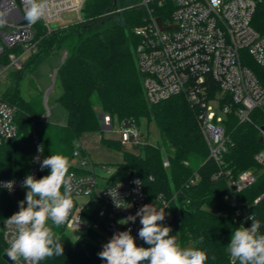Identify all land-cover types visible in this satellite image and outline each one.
<instances>
[{
    "label": "trees",
    "instance_id": "obj_1",
    "mask_svg": "<svg viewBox=\"0 0 264 264\" xmlns=\"http://www.w3.org/2000/svg\"><path fill=\"white\" fill-rule=\"evenodd\" d=\"M126 7L119 5L118 0H86L81 19L66 27L49 31L42 22L35 24L38 50L27 58L22 70L10 73V83L2 93L4 99L17 106L18 134L0 146V177H19L30 170L34 134L40 138L43 160L52 154H62L70 161L69 172L87 174L90 169L78 167L72 160L77 143L84 136L101 132L100 114H109L119 124L125 120L137 126L143 120L147 124L154 122L161 143H151L146 136L144 143L136 147L139 153L122 151V160L108 176V182L134 172L142 179L150 204L161 206V200L157 201L161 194L169 202L170 235L176 237L180 247L204 251L208 257L205 264H239L230 256L227 246L240 225L234 220V206L224 200L230 192L227 177H212L219 165L208 158L209 148L197 121L200 107L191 103L185 93L153 104L148 102L135 53L138 37L134 33V28L144 23L145 13L136 7ZM254 25L264 31V10L259 11ZM56 49L66 51L56 73L61 86L57 100L67 113L65 124L49 122L44 117L42 97L28 98L20 88L23 70H33ZM242 54L243 63L264 87V66L248 51ZM251 116L252 123H239L233 115L225 120L233 144L223 156V164L234 177L246 170L253 171L255 181L234 196L260 221L259 233L264 234V198L255 202L264 193V170L254 159L263 146L259 127L264 126V106L254 109ZM101 143L116 150L122 147L115 138L102 136ZM164 156L169 159L168 167L163 164ZM41 170L42 178L50 174V168ZM194 173L200 179L192 185L189 180ZM26 193V188L15 195L0 190V225L19 211V202L25 200ZM53 231L64 255L48 257L41 264L106 262L98 255L105 244L98 241V232L93 227L77 240L62 226L53 227ZM4 247L0 236V264H9L4 259ZM147 247L150 245L146 244Z\"/></svg>",
    "mask_w": 264,
    "mask_h": 264
},
{
    "label": "built area",
    "instance_id": "obj_2",
    "mask_svg": "<svg viewBox=\"0 0 264 264\" xmlns=\"http://www.w3.org/2000/svg\"><path fill=\"white\" fill-rule=\"evenodd\" d=\"M85 2L48 0V13L38 21L51 31L53 22L80 20ZM132 7L145 13L144 23L136 26L134 33L138 37L135 53L146 99L153 104L185 93L191 103L200 107L197 121L209 148L208 158L219 165L212 177H227L230 192L225 194L224 200L234 206V220L240 226L250 228L252 220L249 217L253 215L240 205L234 195L251 185L255 175L252 170H246L234 177L223 164V156L233 144L226 131L225 120L233 115L239 123H252L251 112L264 106V87L253 70L243 63L242 54L244 50L248 51L259 65L264 66V31L261 32L254 25L257 14L264 10V0H220L215 6L212 0H139L126 8ZM71 12L77 14L75 20L63 18L64 14ZM0 13L7 20L0 27L1 85L11 72L22 70L27 58L37 52L35 24L38 21L27 23L22 0H0ZM161 13L165 15L164 18ZM158 18L162 20L161 25ZM16 114L17 106L9 103L0 93V146L18 134ZM102 115V133L115 134V139L121 144L139 153L136 147L143 144L146 138L140 127L134 123L126 127L122 122L120 128L116 129L112 117L106 113ZM44 117L48 119V115ZM263 127H259L263 146L255 153L254 159L264 170ZM34 144L30 170L19 177H0L1 191L15 195L25 188L23 182L28 175L42 178L43 148L35 134ZM85 151L83 142L79 141L74 151V158L80 159L76 166L88 168L90 158ZM163 164L169 166L167 156H164ZM90 170L91 173L87 174L69 172L73 177L74 206L68 221L61 226L71 232L100 228L111 238L116 233L130 230L136 245L145 247L146 243L138 235L142 228L141 218L136 216L142 206L150 204L142 179L130 173L124 179L108 182L111 172L100 179L93 165ZM199 179L200 175L194 173L189 184L194 185ZM137 180L141 181L140 185L135 183ZM10 181H14L13 187H4ZM79 197H87V200L80 203L77 200ZM263 198L264 193L255 202ZM160 200L161 206L166 202L168 208L165 209V219L158 223L170 227L172 212L169 202L162 194ZM11 216L0 225L4 254L16 232L14 226L7 223Z\"/></svg>",
    "mask_w": 264,
    "mask_h": 264
},
{
    "label": "clouds",
    "instance_id": "obj_3",
    "mask_svg": "<svg viewBox=\"0 0 264 264\" xmlns=\"http://www.w3.org/2000/svg\"><path fill=\"white\" fill-rule=\"evenodd\" d=\"M22 2L25 8L24 19L29 24L36 23L48 13V0ZM219 2L220 0H212L214 6ZM6 23L5 16L0 13V27ZM70 166L67 157L52 154L41 163V169L50 168L49 175L41 179L28 175L23 182L27 189L26 198L19 202V211L7 219L8 225L14 226L16 230L10 247L5 250L14 264H40L48 257L64 255V248L53 227L64 225L74 206ZM135 183L140 185L141 181L137 180ZM13 184L14 181H10L4 187L11 189ZM159 199L157 196V201ZM166 208V202L162 206L146 204L136 213L142 224L138 235L150 247H138L130 230L122 231L114 234L103 246L99 257L106 264H205L208 257L204 251L182 249L176 237L170 235L171 228L158 223L165 219ZM249 219L252 220L251 227L241 225L236 228L227 251L239 264H264V234L259 233L261 223L254 216Z\"/></svg>",
    "mask_w": 264,
    "mask_h": 264
},
{
    "label": "rangeland",
    "instance_id": "obj_4",
    "mask_svg": "<svg viewBox=\"0 0 264 264\" xmlns=\"http://www.w3.org/2000/svg\"><path fill=\"white\" fill-rule=\"evenodd\" d=\"M137 2H139V0H118V4L122 6L135 5ZM70 23L71 22L69 21L53 22L51 26L52 28H63L68 26ZM65 52L66 51L64 49H56L54 52L47 55L33 70L25 68L23 70V77L20 83V88L24 96L30 98L34 95H39L42 97L46 110L45 115H48L47 120L55 124H65L67 121L66 110L57 100L59 94L61 93V86L56 78V71L63 62ZM9 83L10 74L8 75V78L1 83L0 93L4 92ZM114 123L116 125V129L120 128L118 121H114ZM139 127L144 134L148 136L149 142L161 143L159 131L157 130L154 122L147 124L146 121L143 120ZM114 135L115 134H103L101 131L86 135L82 139L90 158V163L87 167L92 169L93 165L94 171L100 179L108 176L109 172H113L116 169L117 164L122 160V151H131V148L128 145L125 146L122 144L121 150H116L108 148L101 143L102 136L106 138H115ZM79 162L80 159L77 157L72 160L74 165L79 164ZM77 200L78 202L83 203L87 200V197H79ZM89 229L75 232L66 231V233L70 235L73 240H77L86 236ZM97 232L98 241L100 243L106 244L111 240L110 235L105 230L98 228Z\"/></svg>",
    "mask_w": 264,
    "mask_h": 264
},
{
    "label": "water",
    "instance_id": "obj_5",
    "mask_svg": "<svg viewBox=\"0 0 264 264\" xmlns=\"http://www.w3.org/2000/svg\"><path fill=\"white\" fill-rule=\"evenodd\" d=\"M63 18H64V19H68V20H75V19L77 18V14H76L75 12L66 13V14L63 15ZM157 21H158V23L161 25V23H162L161 18H158ZM99 118L102 119V118H103V115L100 114ZM124 123H125V126H126V127H130V126L132 125V122H131V121H128V120H125ZM263 128H264V127H263ZM261 140H262V138H261ZM133 173H134V172H131V175H132ZM4 259H5L7 262H9V263L12 262V260H11L6 254H4Z\"/></svg>",
    "mask_w": 264,
    "mask_h": 264
},
{
    "label": "crops",
    "instance_id": "obj_6",
    "mask_svg": "<svg viewBox=\"0 0 264 264\" xmlns=\"http://www.w3.org/2000/svg\"><path fill=\"white\" fill-rule=\"evenodd\" d=\"M66 56V52H65V55H64V57ZM64 57H63V59H64Z\"/></svg>",
    "mask_w": 264,
    "mask_h": 264
}]
</instances>
